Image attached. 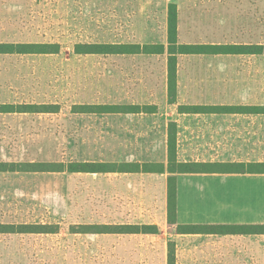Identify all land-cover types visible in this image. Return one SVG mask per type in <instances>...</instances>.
Masks as SVG:
<instances>
[{"label":"rangeland","instance_id":"1","mask_svg":"<svg viewBox=\"0 0 264 264\" xmlns=\"http://www.w3.org/2000/svg\"><path fill=\"white\" fill-rule=\"evenodd\" d=\"M104 1L0 0V44L58 46L56 54L0 55V105H13L15 111L47 105L56 111L0 114L1 164L20 169L31 162L163 159L160 135L154 137L157 147L151 152V122L78 113L80 106L130 103L139 96L133 84L117 81L115 72L118 64L138 60L76 53L82 44L132 43L135 31L144 26L115 23L111 8L103 9ZM195 1L213 4L196 9L203 14L191 20L195 31H188L191 24L185 23L184 36L194 33L203 44L258 47L259 54L211 61L228 66L221 99L264 110V0ZM231 121L235 125L222 135L196 137L224 151L192 155L210 158L225 152L236 159H264V117ZM144 184L115 173H0V225L60 227L58 234H0V264H163L164 235L169 237L172 230L155 238L154 253L151 235L71 234L80 225L151 223V201L139 189Z\"/></svg>","mask_w":264,"mask_h":264},{"label":"crops","instance_id":"2","mask_svg":"<svg viewBox=\"0 0 264 264\" xmlns=\"http://www.w3.org/2000/svg\"><path fill=\"white\" fill-rule=\"evenodd\" d=\"M103 9L111 8L108 13L115 23L144 25L135 31L132 43L117 45L150 46L151 54H117L118 58H131L138 63L118 64L115 67L117 81L131 83L139 96L122 104L100 105L101 115H119L151 122V152H155V136L162 137L160 148L163 159L135 161L122 164L163 165L164 171L151 173H124L137 181H145L140 191L151 201V223L159 227V235H151V252H155V238L164 235V261L168 264L169 244L176 250L177 264H264V234H179L178 226L186 225H229L264 226V174H177V224L168 223V172L169 139L176 133L177 157L179 162L203 163H264V159H236L224 155L210 158L194 157L197 152H221L225 148H214L208 141H196L197 136L219 134L233 128L243 118H262V106L233 105L221 99L220 84L224 80L227 65L219 62L221 54H177L176 84L177 95L172 102L169 95V18L171 5L176 6L178 35L177 44L181 45H221L197 42L194 33L184 36L185 23L202 16L211 1L189 0H105ZM217 2H215L216 4ZM114 4V5H113ZM107 15V14H106ZM113 22L112 20H109ZM188 31H195L194 25ZM135 40V42H134ZM108 56V55H106ZM241 56V55H231ZM218 59V60H219ZM210 61V62H208ZM225 81V80H224ZM136 82V83H133ZM216 94H210L214 89ZM210 88V90H209ZM208 89V90H207ZM212 89V90H213ZM139 106L140 113H131V107ZM181 107L211 108L212 110L195 113L181 112ZM259 108V109H258ZM232 124V127H231ZM151 130V131H150ZM247 151V149L245 150ZM251 151V150H249ZM229 152V151H228ZM254 156V155H253ZM121 165V164H117ZM108 174V173H107ZM159 217V221L156 220ZM231 218V220H228ZM211 241V243H210ZM155 263V255L153 256Z\"/></svg>","mask_w":264,"mask_h":264},{"label":"trees","instance_id":"3","mask_svg":"<svg viewBox=\"0 0 264 264\" xmlns=\"http://www.w3.org/2000/svg\"><path fill=\"white\" fill-rule=\"evenodd\" d=\"M169 95L174 102L177 95L176 84V55L177 54H221V55H248L257 53L258 47L252 45H181L177 44L178 21L176 6L170 7L169 18ZM57 45H11L0 44V55L12 54H56ZM151 54L150 46L138 45H102V44H82L78 45L76 53L80 55H117L130 53ZM40 108V109H39ZM55 107L42 105L36 106V110L23 106L22 110L15 111L13 105H0V114L8 113H55ZM83 114L100 113V106H80ZM147 108L139 106L131 107V113H140ZM212 110L211 108L181 107V112L195 113L198 111ZM169 162L168 172L172 175L168 181V223L170 226L177 224V174H264V163H203V162H179L177 157L176 133L169 139ZM8 167V164L0 163V173L24 172V173H86V174H107V173H151L164 171L163 165H151L139 163L132 164H98L90 162L64 163H27L20 169L15 165ZM10 166V167H11ZM154 170V171H153ZM179 234H235L251 233L264 234V226H230V225H186L178 226ZM60 233L58 225L38 224V225H0V234H38L49 235ZM74 235H159L160 230L156 225H80L71 229ZM168 264H177L175 246L169 244Z\"/></svg>","mask_w":264,"mask_h":264}]
</instances>
